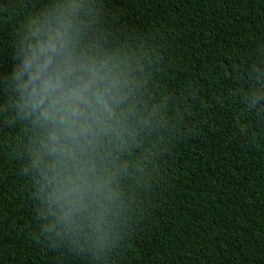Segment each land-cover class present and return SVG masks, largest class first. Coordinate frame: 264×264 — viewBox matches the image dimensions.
<instances>
[{
    "label": "trees",
    "instance_id": "16d2710c",
    "mask_svg": "<svg viewBox=\"0 0 264 264\" xmlns=\"http://www.w3.org/2000/svg\"><path fill=\"white\" fill-rule=\"evenodd\" d=\"M70 2L81 51L124 83L103 240L43 231L7 80L29 25ZM0 264H264V0H0Z\"/></svg>",
    "mask_w": 264,
    "mask_h": 264
},
{
    "label": "clouds",
    "instance_id": "9594fccd",
    "mask_svg": "<svg viewBox=\"0 0 264 264\" xmlns=\"http://www.w3.org/2000/svg\"><path fill=\"white\" fill-rule=\"evenodd\" d=\"M77 7L47 8L29 25L11 53L7 80L15 107L34 131L28 167L44 204L43 231L103 240L119 193L99 151L119 133L124 83L107 63L81 51Z\"/></svg>",
    "mask_w": 264,
    "mask_h": 264
}]
</instances>
